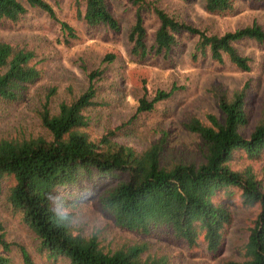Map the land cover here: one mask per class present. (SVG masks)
Instances as JSON below:
<instances>
[{
	"label": "trees",
	"instance_id": "1",
	"mask_svg": "<svg viewBox=\"0 0 264 264\" xmlns=\"http://www.w3.org/2000/svg\"><path fill=\"white\" fill-rule=\"evenodd\" d=\"M134 6L133 24L128 32L129 52L135 61L142 62L150 54H168L178 47V34L197 35L193 55L210 54L216 62L226 57L241 71L250 69V59L238 52L234 43L252 38L264 43V28L256 21L223 34L207 33L201 27L167 14L162 8L146 0H130ZM58 21L68 38H75V30L58 19L47 0H26ZM236 0H205L203 9L216 15H232ZM76 15L90 27L104 24L119 30L120 22L106 6V0H74ZM26 10L20 0H0V17L16 21ZM151 12L159 21L153 44L146 42L144 13ZM36 53L25 46L0 41V99L18 101L28 84L41 73L35 61ZM115 58L114 52L105 53L103 60ZM104 67L88 72L85 89L69 102L60 101L55 112L50 108V88L44 94L37 110L47 135L0 137V184L5 187L6 204L37 238L40 250L49 258L68 259L69 264H169L168 258L146 255L144 244L106 249L96 236L85 239L73 235L71 227L58 224L52 200L56 190L96 176L116 178L114 185L99 194V203L113 217L114 223L126 230L147 235L164 227L175 237L192 245L199 236L207 248L219 246L222 228L229 221V212L216 198L221 191L236 188L244 203L259 206L254 224L249 228L245 245V259L229 260L225 264H264V175L259 178L250 167L243 171L231 169L229 162L234 153L257 157L264 152V107L253 129L246 136L241 133L247 124L244 88L228 94L219 87H210L222 118L211 112L206 120L192 117L187 129L196 132L202 140L203 152L198 160H175L161 163L164 139L142 151L112 138L108 129L97 139L83 130L89 124L86 112L101 105L95 100L96 80L103 76ZM177 88L158 89L151 97L142 86L137 113L151 111L156 103L166 100ZM1 186V185H0ZM57 212L61 210L56 208ZM63 214V212H61ZM67 220L70 221V215ZM17 246L5 237L0 221V264H13L6 253ZM22 264H37L28 250L18 246Z\"/></svg>",
	"mask_w": 264,
	"mask_h": 264
},
{
	"label": "rangeland",
	"instance_id": "2",
	"mask_svg": "<svg viewBox=\"0 0 264 264\" xmlns=\"http://www.w3.org/2000/svg\"><path fill=\"white\" fill-rule=\"evenodd\" d=\"M26 10L16 21L0 17V41L25 46L35 51V61L40 75L27 85L21 98L15 102L0 99V137L47 135L37 110L44 94L50 88V108L55 112L60 101L69 102L81 93L86 85L88 72L104 67L103 76L96 80L95 100L101 105L91 107L86 114L89 124L83 130L97 139L108 129L112 138L142 151L151 144L164 139L161 163L175 160H198L203 143L196 132L186 128L192 117L206 120L211 112L222 118L210 87H219L230 94L244 88L247 124L241 133L246 136L258 121L264 107V43L245 38L234 43L238 52L250 59V69L241 71L224 57L223 62L214 61L210 54L193 55L197 35L181 32L180 44L168 54L149 55L141 63L129 52L128 32L133 24L134 6L130 0H106V6L120 22V29L113 30L104 24L88 26L76 15L74 0H47L58 19L73 27L76 37L68 38L58 21L43 10L20 0ZM162 8L167 14L193 23L207 33L223 34L256 21L264 28V0H236L232 15H216L203 9L205 0H146ZM146 42L153 44L159 21L151 12L143 15ZM114 52L112 61H105L107 52ZM171 84L177 88L171 96L156 103L151 111L137 113L142 86L151 97L158 89L167 90ZM231 169L243 171L250 167L259 178L264 175V152L257 157H246L243 152L234 153L229 162ZM111 176L82 179L65 188L59 187L57 209L69 213L70 221L81 223L79 234L95 232L100 246L106 249L125 247L132 243L144 244L146 255L168 258L169 264H225L229 260L245 259L248 230L254 224L259 206L243 202L236 188L221 191L216 200L227 208L229 221L222 228L219 246L215 251L207 248L201 236L195 244L172 235L161 227L147 235L117 226L113 217L99 203V194L114 185ZM0 221L5 237L15 243L6 254L13 264H22L18 246L28 250L37 264H69L65 257L49 258L40 250L33 232L14 214L5 199V183L0 184ZM72 230V228H71ZM73 231V230H72ZM0 252H2L0 250Z\"/></svg>",
	"mask_w": 264,
	"mask_h": 264
},
{
	"label": "clouds",
	"instance_id": "3",
	"mask_svg": "<svg viewBox=\"0 0 264 264\" xmlns=\"http://www.w3.org/2000/svg\"><path fill=\"white\" fill-rule=\"evenodd\" d=\"M49 198L52 200L53 204V212L57 219L58 224H64L65 227H71L73 230V235H77L79 233V229L81 228V223L77 220L69 221L67 220V214L57 212L56 208L59 206V198L57 196H49ZM97 234L95 232H89L87 233L84 238L85 239H91L92 237H95Z\"/></svg>",
	"mask_w": 264,
	"mask_h": 264
}]
</instances>
